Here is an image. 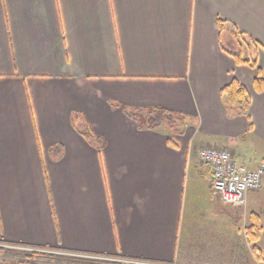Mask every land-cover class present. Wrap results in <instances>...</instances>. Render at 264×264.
Here are the masks:
<instances>
[{"label":"crops","instance_id":"crops-1","mask_svg":"<svg viewBox=\"0 0 264 264\" xmlns=\"http://www.w3.org/2000/svg\"><path fill=\"white\" fill-rule=\"evenodd\" d=\"M234 78L245 116L221 97ZM113 102L188 123L139 130ZM202 147L264 162V0H0V241L158 264H239L242 243L249 264Z\"/></svg>","mask_w":264,"mask_h":264},{"label":"rangeland","instance_id":"rangeland-1","mask_svg":"<svg viewBox=\"0 0 264 264\" xmlns=\"http://www.w3.org/2000/svg\"><path fill=\"white\" fill-rule=\"evenodd\" d=\"M264 189L260 187L257 191L252 194V197L249 199V204L244 207L239 208V218L235 217L234 223L239 228L241 232L246 231L249 226L254 225V223H258L261 227V233L258 242L256 243L258 247V255L254 253L253 247L250 244V263L256 264L254 260H258L261 264H264ZM209 228V227H208ZM211 232H214L213 228H209L207 230V236L209 237ZM217 232H224L223 228L218 226ZM221 234V233H220ZM206 236V234H204ZM246 236V235H245ZM206 238V237H204ZM248 241V240H247ZM241 242V239H240ZM242 250V258H240L239 264H246L247 259H245V244L239 243ZM0 248L6 251V254H0V264H100L102 262H116L123 264H130L129 259L117 258V257H105L93 254H87L82 252H73V251H65L61 249L54 248H39V247H29L19 244L6 243L4 241H0ZM43 254L47 255L48 258H43L40 260H36L33 257H30L31 254ZM252 253L254 254L256 259H252ZM225 253L219 252L217 257L215 258H204L202 260H194V259H186V263L192 264H231L230 260L224 256ZM259 257V258H258ZM189 258V257H188ZM98 263H91V262ZM140 262V264H158L147 261L135 260ZM179 264V263H173Z\"/></svg>","mask_w":264,"mask_h":264},{"label":"trees","instance_id":"trees-1","mask_svg":"<svg viewBox=\"0 0 264 264\" xmlns=\"http://www.w3.org/2000/svg\"><path fill=\"white\" fill-rule=\"evenodd\" d=\"M219 30L222 31L224 25L222 22L218 21ZM236 35V33H235ZM234 59L235 63L240 67H247L254 69L256 66L255 60L244 59L241 51L237 52H228ZM255 89L261 90L263 81L259 76L257 69V74L254 77ZM221 97L223 98L224 103L229 109H232L237 115H247L250 98L245 89V87L237 80L232 79L227 85L221 89ZM114 108H121L123 114L135 123L137 129L139 130H152L158 131L161 129L166 130L167 132L181 135L184 131V127L188 123V116L182 113L174 112L163 107H147V108H126L121 106L118 103H111ZM80 134L91 144H94L98 150H101L104 147V140L97 136H94L87 128L83 131H80ZM261 233V227L256 222L254 225H250L246 229L245 235L248 242L252 245L254 253L258 255V247L256 243L259 240ZM7 243V242H6ZM6 254V251L0 248V254ZM30 257L40 260L43 258H48L47 255L43 254H31ZM259 258V257H258ZM98 263V262H91ZM99 264V263H98ZM100 264H123L116 262H102Z\"/></svg>","mask_w":264,"mask_h":264},{"label":"built area","instance_id":"built-area-1","mask_svg":"<svg viewBox=\"0 0 264 264\" xmlns=\"http://www.w3.org/2000/svg\"><path fill=\"white\" fill-rule=\"evenodd\" d=\"M197 156L200 162L210 167L212 193L223 204L235 208L244 207L247 194L257 191L262 186L264 162L250 168L236 162L229 150L217 147H202L198 150ZM128 261L130 264H140L135 260Z\"/></svg>","mask_w":264,"mask_h":264}]
</instances>
